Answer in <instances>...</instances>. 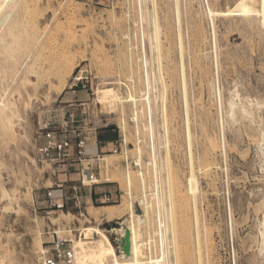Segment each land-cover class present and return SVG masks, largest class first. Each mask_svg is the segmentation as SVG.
<instances>
[{
    "label": "rangeland",
    "instance_id": "1",
    "mask_svg": "<svg viewBox=\"0 0 264 264\" xmlns=\"http://www.w3.org/2000/svg\"><path fill=\"white\" fill-rule=\"evenodd\" d=\"M251 1L258 5V0ZM235 2L178 0L179 16L176 0H6L0 6V30L5 20L12 18L23 36L24 32L40 36L36 48H26L31 49L32 58L37 57L40 74H21L3 96L24 119H30L27 121L33 128L30 126L27 135L17 119L13 132L0 124V264H44L57 238L74 251L81 228L117 226L116 220L99 225L88 219L87 212L91 207L118 206L127 200V170L136 204L142 192L140 166L135 162L139 147L146 185L158 190L151 212L159 209L162 219L161 264L176 260L179 264H197L195 218L207 232L201 239L200 254L209 264H264V251H260L264 28L259 15L223 13L234 8ZM208 9L222 13L210 14ZM154 19L160 29L159 49ZM76 78H82V83L75 87ZM106 84L124 97L129 90L144 85L140 97H149L150 104L143 100L138 114L148 128L140 126L139 140L129 102L114 108L98 104L97 91ZM230 100L235 103L233 111ZM70 103L74 105L68 106ZM186 107L190 111L192 155ZM68 108L78 114L86 111L96 132L106 130L114 135L112 140L121 139L124 146L120 153L112 154L110 144L102 143L104 148H98L103 155H110L101 163V179L116 180L95 187L96 191L119 190L122 197L118 202H91L87 189L82 190L85 197L80 208L69 203L62 210L54 209L45 202L53 177L50 166L35 155L36 146L44 141L38 122L48 115L60 118ZM123 121L125 134L120 128ZM208 138H217L218 148L207 149ZM105 163H109L107 168ZM168 186L173 189L171 199L166 195ZM170 218L174 220V238ZM115 237L109 233L116 247ZM157 239L153 236L152 246L156 247ZM156 250L151 252L157 255Z\"/></svg>",
    "mask_w": 264,
    "mask_h": 264
},
{
    "label": "bare ground",
    "instance_id": "2",
    "mask_svg": "<svg viewBox=\"0 0 264 264\" xmlns=\"http://www.w3.org/2000/svg\"><path fill=\"white\" fill-rule=\"evenodd\" d=\"M5 1L6 0H0V6H2ZM176 3H177V11L176 12H177V16H179L178 0H176ZM257 6H258V8H256ZM208 12L210 14L222 13L221 11H215L212 9H208ZM232 12H238V14L240 13L242 15H249V14H256L255 16L259 15V23L264 28V0H258V5H256V3H254L251 0H236L234 8H231V9L229 8L226 11H224L223 13L229 14ZM11 19H6L7 21L5 20V22H6L5 25L3 24L4 26H2L3 29L1 28L2 30H0L1 31V33H0V99H1V101H0V124L4 126V129L6 131L13 132L14 120L17 119L18 121H20L22 123L25 134L30 135V133H31L30 131L32 130L31 129L32 125H30V123L28 122L30 119L29 120L27 119L28 121L26 120V118L24 119L22 117V113L18 112L19 111L18 109H14L11 105L12 103L9 100L8 101L6 100L7 102L4 101L3 96H4V94L7 93L9 86L12 83L14 84L15 83L14 81L16 79H18L17 77L20 76L21 74H23V75L30 74V75H35V76H38L40 74L39 64L37 62V57L34 58V56H33V58H32L33 54H31V49L30 50L26 49L27 47L30 48L29 46H31V45L35 46L37 43L39 44V42H37V41H38L40 36L35 35V33L34 34L26 33L27 34L26 35L25 32H24V35L26 37L23 36L22 35L23 32L19 31L18 28H17L18 31L16 30L17 25L15 27V21H13ZM48 21H49V19H48ZM156 22L157 21H155V19H154V37H155L156 48L159 49L158 38H159L160 29H159V26L157 25ZM2 23H3V20H2ZM33 25H35V24H33ZM25 29H24V31H26ZM37 30L39 31V29H36V32H37ZM42 32H43V30H42ZM40 33H41V31H40ZM179 38H180L179 48H180V51L183 52L184 48H183V45L181 42V36L180 35H179ZM52 40H53V38H52ZM29 43H32V44H29ZM36 47L37 46H35V48ZM38 49H39V47H38ZM41 50H42V48H41ZM47 51H49V50H47ZM32 52H33V50H32ZM36 53H38V51H36ZM30 54H31V56H30ZM30 57L32 59L30 61H28L29 60L28 58H30ZM131 59H132V56H131ZM55 61L57 62V60H55ZM146 75H148V74H146ZM132 77H133V75L129 76L130 79H133ZM181 79H182L183 84L185 86L186 76L184 73L183 65H182ZM28 81H29V79H28ZM146 81H147L146 82L147 85H149L148 76H147ZM22 82H23V80H22ZM109 84H112V83L110 82ZM108 85L103 87L102 89H98V91H97V99H98L97 102H98V104L106 105L109 108H114L118 104H123L124 102H129L130 112H131L130 118L134 122V125L136 127V133H138L137 135H138V140H139L140 139V137H139L140 126L143 127V130L148 128V124H146L145 121L142 119V115L138 114L142 110L140 105H141L143 100H145L147 103L150 104L149 97H145L143 99L140 97V94H142L144 91V85H140L137 88L129 90L130 92H128L125 97L121 96L115 90V88L108 86ZM163 97H164V93H162V98ZM28 101H30V100H28ZM25 104H27V102ZM228 105H229L231 111H233V107L235 105L234 101L230 100ZM241 109L243 110V112L245 111L244 108L241 107ZM106 110H108V109H106ZM110 112H112V111H110ZM189 113H190V111H188V108L186 107L185 121H186L187 130H188L189 152H190V155H192V152H191L192 136H191L190 131H189L191 119H190ZM232 115H233V112H232ZM120 128H121V131L124 132V134H125L126 125H125L124 121L121 123ZM202 130H203V128H202ZM210 138H211V136H210ZM213 138H215V137H213ZM216 139H214V140H216ZM208 140H209V138H208ZM214 140H211V139L209 140V143L207 144V146L209 148H207V149H210L212 151L215 150V148L217 147L218 144ZM261 142H262V145L264 146V136H262ZM220 146H222V145H220ZM262 150H263V148H262ZM138 151H139V155L135 159V162H136V165L140 166L138 169L139 170L138 176H139L142 192H141V195L137 198L136 204H133V200H132V192H131L132 191L131 190V180H132L131 177L132 176H131L130 171L127 170L125 172V175H124V182L126 183V186H127V188H126L127 189L126 190L127 200L123 201L122 204H120L118 206H116V205H114V206L113 205H105V206H99V207H91V209H89L87 212L88 219L93 220L94 222H96L99 225L101 224L102 221L112 222V221L116 220L115 224L117 226L112 227L111 229L101 228L100 226H97V225L96 226H86V227L81 228V237L77 238L76 241L74 240L75 264H161V260H162L163 255H164L163 232H162V228H161L162 219H161L159 209L155 208L154 212L153 211L151 212V210L153 208L152 200L155 197L156 198L158 197V190L156 187H154L155 189H151V188L149 189L148 186L146 185L145 177H144L143 172H142L140 147H139ZM107 156H110V155H105L104 160L106 159ZM152 162H154V161H152ZM166 163H167V169L169 170V162L167 160V156H166ZM104 165L107 168L109 166V163H105ZM191 168H192V172L194 173L192 165H191ZM202 168H203V166H202ZM204 168H207V165L204 166ZM204 173H206V171H204ZM111 179L113 181L116 180V179L114 180L113 178H108L106 181H108V180L110 181ZM191 180H192V185L194 186L195 178L193 175H192ZM169 181H170V179H169ZM170 187L171 186H168V190L166 193L167 198H169V199H171V197L173 196V189H171ZM194 198H195V195H194ZM156 203L158 205L159 200ZM172 211H173V206H172V203H170V206H169L170 215L172 214ZM63 215H67V213H63ZM262 220H263L261 223L262 224V228H261V239H262V241L260 240L262 243H260L261 244L260 245L261 246L260 251L261 250L264 251V214H263ZM170 224H171L170 232H171L172 237L174 238L176 231L174 229L173 218H170ZM194 228H195V230H194L195 231V239L197 241V248L195 247L196 248L195 252L199 254V256L197 257V264H209V259L203 258V256L200 254L201 239L203 240L202 237L204 235L206 236L207 232H206L204 226H200L198 218H195ZM126 229L129 231V243H130V250H129L128 255H126L121 248H118L117 246L115 247V245L112 243V241L109 238V233H115V235H117L115 240H118V238L125 233ZM155 235L158 238L157 243H156L157 244L156 247L152 246V245H154L153 244V242H154L153 236H155ZM206 240L208 241V239H206ZM208 244L206 243L207 246H208ZM151 247L157 249L156 250V252H158L157 255H155L153 253L154 251L151 252V249H152ZM208 247L210 248V246H208ZM174 264H179V262L176 260V262ZM210 264H211V262H210Z\"/></svg>",
    "mask_w": 264,
    "mask_h": 264
},
{
    "label": "built area",
    "instance_id": "3",
    "mask_svg": "<svg viewBox=\"0 0 264 264\" xmlns=\"http://www.w3.org/2000/svg\"><path fill=\"white\" fill-rule=\"evenodd\" d=\"M81 80L76 78L73 85L76 87L82 83ZM73 105L68 104L70 107ZM38 124L44 141L36 146L35 155L38 161L50 166L53 177V183L45 193L49 207L62 210L70 203L80 208L85 197L82 190L86 189L90 201L96 204L116 203L121 199L119 190H95L97 185L110 182L101 179V163L105 155L97 150L99 142L91 139L96 129L90 126V116L86 111L78 114L74 108H68L60 118L48 115ZM109 144L112 154L120 153L124 146L120 138ZM93 146L94 152L91 151ZM65 243V240L57 238L44 264H75V253Z\"/></svg>",
    "mask_w": 264,
    "mask_h": 264
},
{
    "label": "crops",
    "instance_id": "4",
    "mask_svg": "<svg viewBox=\"0 0 264 264\" xmlns=\"http://www.w3.org/2000/svg\"><path fill=\"white\" fill-rule=\"evenodd\" d=\"M113 137L114 135L110 134L106 130H99L98 132L95 133L94 136L91 137V139L94 140L95 138L99 142V144L97 145V150H98V148L100 147L101 149L104 148L101 146L102 143L109 144L113 139Z\"/></svg>",
    "mask_w": 264,
    "mask_h": 264
},
{
    "label": "water",
    "instance_id": "5",
    "mask_svg": "<svg viewBox=\"0 0 264 264\" xmlns=\"http://www.w3.org/2000/svg\"><path fill=\"white\" fill-rule=\"evenodd\" d=\"M117 247L121 248L126 255L129 254L130 243H129V231L126 229L125 233L116 240Z\"/></svg>",
    "mask_w": 264,
    "mask_h": 264
}]
</instances>
